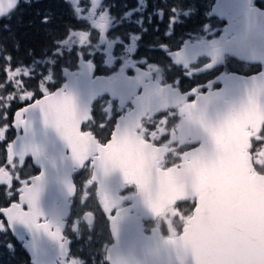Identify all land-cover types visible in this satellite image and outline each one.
<instances>
[{"label":"snow or ice","instance_id":"6c2138e0","mask_svg":"<svg viewBox=\"0 0 264 264\" xmlns=\"http://www.w3.org/2000/svg\"><path fill=\"white\" fill-rule=\"evenodd\" d=\"M17 3L18 0H0V16L15 9ZM90 3L91 9L95 11L99 0H90ZM183 7L195 10V6L191 4L182 5L181 10L173 6L172 15L167 22L173 29L181 16L185 19L191 18L192 13L184 12ZM218 11L220 15L229 17L231 30L220 34L219 40L214 41L216 44L214 49L211 46L196 45L186 51L183 54L184 61L207 58V64L201 67L210 70L216 66L220 57L229 54L238 57L239 53L233 48L235 41L233 34L241 29L246 18L264 17V8L258 7L255 0H220ZM111 15V6L101 5L91 25L72 30L82 33L81 35L72 36L71 39L65 36L63 44H57L60 51L54 49L53 55L62 58L67 51L70 55L74 54L76 63L75 71L71 73L67 83L55 93L48 89V85L55 82L52 77L53 68H49L48 75H42L36 85L40 90L39 97L42 98L34 99L33 97L38 93L33 89L29 90L24 81L35 79L37 73L22 72L13 69L8 63L5 64V80L0 83V90L10 86L12 91L6 96H0V109L4 110L3 121L9 120L6 109H10L14 101L26 106L18 107L11 116V122L0 126V142L7 139L10 128L24 136V140L17 141L16 145H13L12 140H7L4 148L5 156L3 161H0V195L4 199L3 205H0V217H3L0 224L8 220L11 224L10 230L15 235H22L26 239L23 230L27 228L34 235L43 233L50 237L58 243L60 249L65 246L67 239L65 232L57 224L42 217L36 207L39 182L43 178V173L24 178L20 171L25 167L29 153L35 160L40 151L32 139L25 135L29 127L25 114L39 109L45 126L55 129L65 142L71 159L80 167H93L103 176L118 169L125 184H133L138 188L149 209H153L152 201L170 187L191 191L190 199L175 202L174 207L178 211L183 205L184 208L191 206L190 210L197 213V205H199L201 220L216 213L221 226L225 229L230 228L231 225L225 223L228 217L223 197L227 191L231 158L229 152L221 145L220 137L223 135L229 138V145L234 147L235 142L230 139L229 129L234 121L242 118L243 130L249 133L246 137L248 147L245 151L249 157L255 151L259 158L261 151L264 150V136L260 135L264 132V79L259 80V93L254 90L248 91L245 99L213 123L209 120L211 100L208 94L199 92L197 95L201 86L189 90L193 99H189L184 93H180L177 99L170 98L171 94L168 93V88L173 85H161L158 91H153L146 82L141 81V77H150L153 73L166 71L162 65L150 63L147 56L140 57L135 63L132 59L124 61L125 64H133L140 73L135 80L123 76L98 77L95 75L97 56L101 57L105 65L113 63L119 55L118 48L124 49L130 57H134L141 38L140 34L135 32H129L127 37H112L113 29L110 24L114 21L109 19ZM157 20L160 23L164 22L163 9L157 13ZM42 22L47 23L48 18L44 17ZM148 22H152L151 18ZM137 27H140L142 32L148 30L144 27L143 18ZM203 27L209 29L212 25L209 22ZM156 31H159V26ZM171 34L165 31L166 36ZM65 45H67L66 49ZM148 50L157 49L152 46ZM176 51L179 52V49L177 48ZM141 63L144 64L143 68L140 67ZM182 66L187 70L191 67V63H184ZM261 71H264V66ZM61 72L67 75L69 70L62 66ZM195 74L197 72L193 69V75ZM258 75L259 73L254 74V76ZM157 79L160 77L158 76ZM256 82L253 83V88ZM173 84L175 90L179 92V79L177 78ZM235 87L229 82L224 84L225 90ZM73 92L79 94V99L74 97ZM217 94L219 95V92ZM28 101L31 103H27ZM161 112L166 114L161 115ZM251 112H255L261 118L254 121L249 118ZM177 114L181 117L180 121L170 124V120ZM109 125H112L110 137L105 136L101 139L100 133ZM194 126L202 129L206 136H200ZM97 129L100 131L98 132ZM130 149L133 152L132 157L128 155ZM137 153L142 163L136 158ZM252 167L255 170L256 165ZM97 179L93 174L86 183L91 186ZM210 182H215L217 185L216 196L200 197L196 189H199V193L210 192ZM68 192L73 193L72 185L68 186ZM100 192L103 200L97 199V208L101 213L106 214L105 219L111 226V234L118 239L119 225L127 216V210L115 207L113 202L103 195L102 188ZM86 202L87 196L82 203ZM56 214L63 215V208L58 207ZM81 215L88 225L93 226L95 212L92 209H86ZM75 224L74 221L73 232L76 231ZM200 227V224L193 222L191 239L195 240L198 237ZM68 242L70 243V240ZM196 256V264H216L202 250H197ZM261 256V250L257 247L246 255L233 254L225 258L222 264H259Z\"/></svg>","mask_w":264,"mask_h":264},{"label":"flooded vegetation","instance_id":"af4514ba","mask_svg":"<svg viewBox=\"0 0 264 264\" xmlns=\"http://www.w3.org/2000/svg\"><path fill=\"white\" fill-rule=\"evenodd\" d=\"M217 2L220 0H99L97 9L93 11L90 0H18L15 9L0 16V83L5 80L4 67L6 63L10 64L13 69H19L22 72L37 73L35 79H25L24 82L29 90L33 89L38 93L33 98L39 99L42 96L39 97L40 90L36 85L41 76L48 75L49 68H53L52 77L55 82L49 84L48 89L55 93L57 89L67 83L71 73L75 71L76 61L74 54L70 55L65 51L63 57L60 58L53 55V50L60 51L57 44H63L65 36L71 39L72 36L81 35L82 33L72 30L87 28L92 24L100 6L109 4L112 13L109 19L114 21L110 24L113 29L111 36L114 38L127 37L129 32H135L140 34L141 38L134 57H130L124 49L118 48L119 55L116 56L113 63L105 65L101 57L97 56L96 76L102 78L123 76L135 80L140 73L137 72L133 64H125L124 61L132 59L135 63L140 57L147 56L150 63L160 64L166 69L165 72L153 73L150 77H141V81L146 82L151 90L158 91L161 85H173L168 88V93L171 94L170 98L179 99V94L184 93L188 95L189 99H193L189 90L201 86L197 95L199 92H206L210 96L209 99L215 104L216 114L224 116L233 106L245 99L248 91L254 90L259 93V80L264 79V71H261L264 66V17L246 18L241 29L233 34L235 36L233 48L239 53L238 57L231 54L220 57L216 66L205 70L201 65L207 64V58L184 61L183 54L196 45L211 46L214 49L216 47L214 41L219 40L220 34L228 33L231 30L229 17L214 12ZM255 3L258 7L264 8L262 0H255ZM185 4L194 5L195 10L183 7L184 12L192 13L191 18L185 19L184 16H181L173 29L167 23L168 18L172 15L171 8L176 6L178 10H181L182 5ZM160 9H163V23L157 20V13ZM44 17L48 18L47 23L42 22ZM141 18L144 19V27L148 29L147 32H142L141 28L137 27ZM149 18H151V23L148 22ZM209 22L212 27L204 29V24ZM157 26H159V31H156ZM36 28L38 30L35 33V39L26 42V33ZM166 30L172 34L166 36ZM152 46L157 50L149 51L148 49ZM66 48L67 45H65ZM177 48L179 52L176 51ZM8 57L10 59H7ZM189 62L191 67L185 70L182 65ZM62 66L68 68L67 75L61 72ZM140 67L143 68L144 64L141 63ZM193 69L197 74L193 75ZM256 73L259 75L254 76ZM158 76L160 79H157ZM177 78L179 79V92L175 90L173 84ZM255 81L257 82L253 88ZM225 82L236 87L225 90ZM11 91L10 86L0 90V96H6ZM73 95L79 99L78 93L73 92ZM27 103H31V101ZM23 106L26 105L14 101L12 107L6 109L9 113L8 121H3L4 110L0 109V126L3 123H10L14 112L18 107L23 108ZM160 114L166 113L161 112ZM25 115L29 121L25 135L32 139L40 151L35 160L29 153L25 167L20 170L21 175L24 178L35 177L41 173V165L63 166L62 174L48 175L46 179L39 182L36 207L42 217L61 227L67 239L64 248L60 249L58 243L50 237L43 233L34 235L24 228L25 239L22 235H15L10 230V221L4 220V223L0 224V264H110L107 260V252L114 241L110 224L105 219L106 214L99 211L96 203L97 199L103 200L101 188L103 195H106L115 207L127 210V216L121 221L120 227L125 228L129 226V222L138 221L145 236H151L158 230L164 239L174 237L168 224L166 222L161 224L159 221L169 213V209H177L174 207L175 203L168 207L164 206L158 217L144 219L140 211L134 208L133 198L139 193L136 186L125 184L123 180L117 181L112 174L103 176L100 172L101 178L89 186L86 181L94 174L95 168H82L71 159L65 142L55 129L45 126L39 109ZM249 118L255 121L261 117L255 112H251ZM180 119L178 114L174 115L170 124L179 122ZM241 124L242 136L246 138L249 133L243 130ZM111 129L112 125H109L100 133V138L110 137ZM97 131L100 130L97 129ZM260 135L264 136V132H261ZM7 140H12L13 145H16L17 141L24 140V136L19 135L15 129H9L7 139L0 142V161L4 159ZM247 147L242 150V155L248 160L246 165L248 175L264 179V150L261 151L259 158L255 151L249 157L245 151ZM130 150L128 153H131ZM137 155L136 158L140 160L139 153ZM253 165H256L255 170H253ZM68 176H70L69 182L66 181ZM69 185L73 186V194L68 192ZM82 191H84L83 195ZM85 196H87V202L82 203ZM121 197L124 199H119ZM186 199L190 198L187 197L184 200ZM3 203V196L0 195V205ZM58 207L63 208L61 216L56 214ZM190 208L191 206L184 208L182 205L179 212L182 215H190L192 213ZM86 209H92L95 212L93 226L88 225L82 218L81 214ZM0 220H3V217H0ZM74 221L76 222L75 232L72 231ZM185 223L180 226L176 235L181 232Z\"/></svg>","mask_w":264,"mask_h":264},{"label":"water","instance_id":"95a60500","mask_svg":"<svg viewBox=\"0 0 264 264\" xmlns=\"http://www.w3.org/2000/svg\"><path fill=\"white\" fill-rule=\"evenodd\" d=\"M219 2L214 6V12L219 14ZM210 96H208L209 98ZM214 105L211 101L209 107ZM219 118L215 111L209 113V120L215 122ZM241 119L232 123L229 129L230 139L235 142L231 147L225 136L220 137V143L229 152L231 158L229 181L224 193V208L227 214L226 224L231 225L225 229L221 226L216 213L201 220L199 216V205L197 213H193L182 228L180 235L174 238L162 239L159 231L153 232L152 236H145L141 232L138 221L129 222L128 227L119 226V237L113 236V245L107 252V259L110 264H196V251H204L216 264H222L225 258L233 254H248L251 250L259 247L262 253L259 264H264V179L261 177H249L246 165L247 160L242 155V148L245 145L244 137L240 127ZM242 125V124H241ZM197 128L200 136L206 134ZM128 153L132 157L133 152ZM138 155L136 154V157ZM43 178L48 175L58 176L62 174L63 166L41 165ZM94 174L101 178L97 169ZM115 180H123L121 172L117 169L111 173ZM70 176L66 178L69 182ZM116 181V182H117ZM115 183V181H113ZM210 192L199 193L200 197L216 196L215 182H210ZM192 192H186L182 188L170 187L162 192L159 197L152 201L153 209H149L143 197L138 193L133 198L135 207L144 219L155 218L160 214L164 206H170L177 200H184L191 197ZM200 203H203L201 199ZM201 225L198 237L193 240L190 237L193 222ZM251 221V222H250ZM111 231V226H110Z\"/></svg>","mask_w":264,"mask_h":264},{"label":"rangeland","instance_id":"374dc122","mask_svg":"<svg viewBox=\"0 0 264 264\" xmlns=\"http://www.w3.org/2000/svg\"><path fill=\"white\" fill-rule=\"evenodd\" d=\"M36 29H31L29 30L25 35L26 37V42H31L33 39H35V33L37 32ZM25 38V36H24ZM169 213L165 214L159 223L164 224L166 222L169 226V230L173 232V235L177 234L179 231L180 226L186 221L187 216L182 215L177 209L172 208L168 210Z\"/></svg>","mask_w":264,"mask_h":264}]
</instances>
